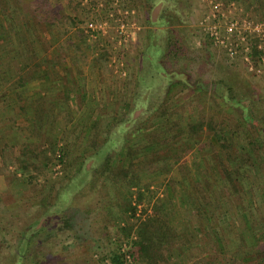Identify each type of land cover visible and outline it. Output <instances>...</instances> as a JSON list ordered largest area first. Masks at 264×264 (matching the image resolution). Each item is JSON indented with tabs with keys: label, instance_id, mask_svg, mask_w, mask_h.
<instances>
[{
	"label": "rangeland",
	"instance_id": "1",
	"mask_svg": "<svg viewBox=\"0 0 264 264\" xmlns=\"http://www.w3.org/2000/svg\"><path fill=\"white\" fill-rule=\"evenodd\" d=\"M18 1L32 2L0 0V13L10 15L13 12L24 19ZM182 2L186 19L179 28L185 41L182 51L187 68L183 70L182 66L176 68L173 64H164L165 74H160L159 66L154 64L158 76L141 82L138 73H147L145 65L149 66L143 61L148 37L151 30L156 31L153 24L163 9L170 6L167 0H50V23L39 25L27 22L29 29L36 26L34 28L39 32L38 42L37 36L33 39L27 36L28 40L41 43L40 46L34 44L36 51L30 54L32 62L37 61L40 52L43 57L52 55L59 62L58 67L49 69L51 71L59 69L61 73L66 71V66L72 68V72L81 68L83 76L85 74L90 80L93 76L89 82L84 76V82L80 81L82 89L85 90V83L90 88L96 87L99 96L96 97L97 104H74L63 96L57 110H52L47 102L45 106L36 102L35 108L45 113L43 136L35 139L36 129L31 122L33 104L27 102L24 107L25 102H20L19 98L29 97L40 87H29L27 93H23L24 89L13 93L7 88L2 90L5 92L3 95L0 92V264H12L7 247L16 249L20 241L18 233L30 225L26 230L29 232L27 236L33 234L28 240L24 264H109L107 256L114 243L122 242L123 247L129 249V239L125 238L122 228L126 224H137V221L128 219V213L120 212L127 207L130 196L131 204H134L137 192H142L141 204L136 207L138 219L153 216V208L162 203L170 211L166 221H169V229L176 234L175 244L178 245L172 247L175 248L174 257L169 264H227L224 256L228 250L231 252L229 241L232 238L241 234L254 238L257 232H264V170L261 177L251 175L250 179L243 180V190L234 194L230 189H224L219 159L225 166L227 164L215 140L205 131L197 140L195 138L197 144L195 141L188 144L178 134L180 129L174 127L178 115L191 121L198 120L202 113L208 121V117L214 118L217 114L223 119L227 117L228 124L232 125L242 122L241 106L257 114L264 113V57L253 65L240 51L242 43L238 44L239 51L232 58L227 52L211 46L205 48L204 53L198 50L205 46L206 40L210 43L200 22L216 10L220 25L223 23L222 15L236 20L242 31L244 22L259 25L257 31L252 28L250 32H245L244 45L249 50L251 39L258 37V47L264 48V13L246 9L247 4L243 3L214 0ZM215 3L220 4L216 10ZM74 17L77 20L72 26L67 19L69 21ZM119 21L126 24L123 35L119 34ZM89 23L105 24V32L91 34L86 30ZM78 30L83 32V40L76 35ZM95 69L101 71L99 76L94 77ZM72 72L67 79H63L69 89H74ZM169 75H176L177 78L169 80ZM181 77L186 82L184 86L178 83ZM223 97L232 99L231 104H226L221 99ZM166 104L172 117H157L158 108ZM20 106H23L22 113L18 111ZM249 120L247 127L253 125L260 129L257 118ZM169 122L174 127L173 131L163 139H157L159 127L165 126L163 129L166 131ZM142 125L146 129L137 138V131ZM108 132L113 138L109 137L107 141ZM89 136L93 140H88ZM169 136L173 139L168 147L155 148L156 154H144L145 164L150 165L144 166L148 174L137 177L140 190L130 189L128 194L120 184L112 186L105 181L99 171L97 176L93 174L88 191L68 195L67 199L75 197V201L64 204L62 217L69 222L73 232L80 235V239L60 233L55 220L42 217L72 179L75 178L67 192L84 182L87 170L92 172L99 165L106 170L103 158L113 148L117 151L127 149L124 165L128 167L130 154H136L155 139L161 144ZM50 139L58 148L68 146L66 151L71 154L65 162L70 166L65 164L63 168L52 157L47 168L41 164L23 171L19 161L29 156L31 151L23 152L22 143L27 141L30 150L38 153L49 147ZM122 139H134V142L129 143L127 148L128 143L122 142ZM236 143L240 144L239 141ZM5 145L10 149H4ZM175 152L176 155H173ZM217 155H220L219 159ZM157 156L159 158L156 159ZM132 162L139 166L141 159ZM78 169L81 170L77 175ZM197 185H200L198 189ZM119 205L122 207L119 208ZM201 205L203 209H199ZM182 245V251L177 252L176 249ZM180 252L184 254V259L177 255Z\"/></svg>",
	"mask_w": 264,
	"mask_h": 264
},
{
	"label": "trees",
	"instance_id": "2",
	"mask_svg": "<svg viewBox=\"0 0 264 264\" xmlns=\"http://www.w3.org/2000/svg\"><path fill=\"white\" fill-rule=\"evenodd\" d=\"M31 1L32 2L30 3H27L25 1H18L20 10L24 14V19H20L18 15L13 12L10 15L8 13H3V15L0 17V42L3 41L7 43V45L2 48V50L5 49L6 52L0 53V92L2 93V95V88H7L8 90L13 91H16L17 89H24L30 82L45 78L44 75H40L41 72L43 73V66H46V69L49 70L50 68H54L57 64H59V62L55 61L54 57L47 61L43 60L42 58L40 61H36L32 65H29L26 60L18 61L17 59H22V56L24 55L23 52L29 51L30 54H34L36 51L34 44H37V46H40L41 44L37 43L39 37L34 29V27L36 26L32 27L33 30L31 27V29H29L27 27V22H36V24L38 23L39 25L43 23H50L48 22L49 17L51 16L49 13L50 0ZM167 1L170 3V6L163 9L159 18L153 24L154 27H156L155 30H158V32L151 30L149 34L146 53L145 56H143V61L147 62L149 66L147 68L145 65L147 73H138V79H140V82L147 79H154L156 76H158L159 73L165 74V67L163 66L164 64H169V66L173 64L176 68L182 66L183 68H181L183 70H185L188 66H185L186 63L184 62L185 57H183L184 53L182 51V47L185 41L182 35V29L179 28L183 25L184 19H186V9L183 7L182 0ZM214 1L225 3L233 2L237 4L243 3L247 4L246 9L250 8L255 12L259 11L264 13V0ZM76 20V17L69 18V21L67 19V22L73 26ZM25 26L27 27V29L23 30ZM159 28H161L162 30L160 31ZM76 35H79L83 40L84 34L82 31H76ZM11 36L16 38L17 46L21 45L20 52L16 49L17 54L15 52H12L14 48L10 47V45L8 44V42L11 40ZM27 36H31L32 39L37 36V42L32 40L31 43V41L28 40ZM244 36L246 37V34ZM251 40L252 41H250L249 50L246 53V56L253 65H256L264 57V48L258 47L260 42L258 37H254ZM205 42V46L198 49L199 51L204 53L205 48L211 46L213 48L226 52V50L221 47H216L211 43H207V40ZM22 44L26 45L24 51ZM2 50H0V52ZM15 60L16 62L13 63V61ZM154 64H157L159 66V71L161 72L158 73V71H155ZM151 70H153L154 73H151ZM146 75L147 77H145ZM172 77L177 78L176 75L167 76L169 80H172ZM182 78L183 77L180 78L178 83L179 85L182 84V86H184L186 85V82L184 81V78ZM63 96L66 99H71L70 94L64 93ZM221 99L226 102V104H231L232 99L230 100L227 97H223ZM19 101L25 102L24 99H21V97L19 98ZM240 108L243 113L242 122L239 124L234 123L235 125L228 124L227 117L223 119V117L217 116V114L216 116H214V118L208 117L209 120L206 121V116L202 113L199 115L198 120L192 119L191 121H189L188 118L186 119L183 115H178L179 117H177V119L175 120L176 125L174 124V127L176 126L180 129V132L178 133L180 137L184 138V140L188 144H192L193 142L191 141H195V138L197 140V137L205 131L215 140L216 144L220 148V155H224V159L227 164V166L222 164L221 160L219 159L220 155H217L220 161L218 165L219 167H221L222 173L224 175V189H230L229 191L233 192L234 194H238L239 192H241V190H243L241 187L243 180L250 179V177H252L251 175L261 177L263 175L261 171L264 170V113L258 112L257 114V112L252 111L251 109L248 110V108L245 106H241ZM18 111L19 113L24 112L23 106H20L18 108ZM169 112L171 111H168V105L166 104L158 108L156 114L159 118L165 116L172 117V114H170ZM44 113V111H38L37 108L33 109L34 115L31 119V122L33 124V127L36 129L34 137L35 139H40L43 136L42 121ZM251 118H257V120L261 124L260 129L255 128L253 125L249 127L246 126L247 124H249V121H251L249 120ZM170 124V122L167 123V125H169V128L166 131L163 129L165 128V126L159 127L156 132V135L158 136L157 139H163V137L170 135L169 133H171L174 128ZM145 129L146 128L144 125L140 127V130L137 131V138H140L142 136L141 134H143ZM108 133L107 141L109 137L113 138L112 135ZM95 136L96 135H94V137ZM89 138L90 140L92 139L91 136L88 137V140ZM134 139H129L130 142L129 140L122 139V142L128 143L127 148H129V143H131L132 141L134 142ZM157 139H155L152 144L150 143V145L144 146L143 149L139 150L136 154H130L128 167H125L124 165V159L126 157L127 149L121 148L117 151L116 148H113V150L103 158V160L105 159L104 164L106 170H104L102 165H99V167L92 172L85 168L87 170V174L84 177V182H82V184L78 188L74 190H68L67 192L69 185L74 181L75 178L72 179V182L67 185L66 188L62 189L61 193L56 196V203H54L50 209L45 210L42 217L44 219L52 218L53 220H55V224L60 230V233L64 232L66 236H73L77 239H80V235H78V233H74L72 228H70L71 226L69 222L65 220L64 217H62V212L65 211L64 204H66L68 201H70L69 204H73L75 201V197H73L72 199H67L68 195L71 192H73L72 195L75 196V194L79 192L82 193L81 191H88L91 187L92 176H97V173L99 171L100 177H104L103 179L105 181H107L112 186L120 184L119 186L121 188H124L126 192H128V194L130 193V189L135 188L140 190L141 188L137 177L138 175L142 176L143 174H148V170L144 168V166L150 165L145 164L147 160L145 159L144 154H156V151H154L155 148H161L163 146L168 147L171 143L170 141H172L173 139V136H169V139H164L161 144L157 141ZM53 140L51 141L50 139L48 148L42 149L38 153L33 149L30 150V145H28L27 141L23 142L21 145V147L23 148V152H31L29 156L27 155L19 161L21 169L23 171H27L29 168L34 169L41 164H44V167L47 168L49 164H51L50 162L52 160V157H54V160L59 166L61 165V167L64 168L67 165V167H69L70 164H66L65 162V159H69V155L71 154L70 151H66L68 150L66 149L68 148V146L62 145L58 148ZM236 141H239L240 144L236 145ZM195 142L196 144L198 143V141ZM38 146L40 147V144ZM8 148L10 149V147L5 145L4 149ZM173 155H176V152L173 153ZM152 157L155 158V155H152ZM157 158L159 157L157 156L156 159ZM138 159H141V162L139 166H136L132 161ZM80 170L81 169H78V171L76 170L75 174L78 175ZM199 187L200 185H197L196 189H198ZM131 200L132 197L130 196L127 200V207L123 208V210L120 212L121 214L128 213V219L137 221V224H126V226L122 228V232L125 238L129 239V249L126 250V247H123L122 242L114 243L112 249L108 253L107 262H109V264H169L172 257H174L173 251L175 250V248L172 247L178 245L175 244L177 236L172 230L169 229V221H166V219L168 220V214H170V211H167V208L164 207L162 203L161 205H156V207L153 208V216H148L144 219H138V217H136V207L141 204L142 192H137L134 204H131ZM205 203L207 205H210V203L208 204V202L206 201ZM118 207L121 208L122 206L120 207L119 205ZM200 208L203 209L202 205L199 207V209ZM160 216H162V218H165V220L160 219ZM28 227H24L22 231L18 233L20 241L19 246H17L16 249L12 246L9 248L7 247L8 253L10 254L9 257L13 259L12 264H24L23 259L28 245V240L30 235L33 234L32 233L27 236L29 233L26 232ZM132 231L135 232L131 237ZM229 242H231L230 248L231 252L233 253L228 250L227 255L224 256V260L227 262V264H239V262L242 264H264V232H257L256 234H254V238L246 236V234H241V236H238V238H232V240ZM8 244L9 243H6V245ZM182 248L183 245L180 249H176V251H182ZM177 255H180L184 259V254H182L181 252Z\"/></svg>",
	"mask_w": 264,
	"mask_h": 264
},
{
	"label": "crops",
	"instance_id": "3",
	"mask_svg": "<svg viewBox=\"0 0 264 264\" xmlns=\"http://www.w3.org/2000/svg\"><path fill=\"white\" fill-rule=\"evenodd\" d=\"M0 15L2 16L3 13H0ZM38 33L39 32H36L37 35H38ZM38 37H39V35H38ZM39 43H40V41H39ZM8 44L10 45V47L14 48V50L12 52H15L17 54V50H19V52L21 51V45L17 46L16 38L11 36V40L8 42ZM5 45H7V43L1 41L0 42V50H2V48L5 47ZM19 47H20V49H19ZM22 47H23V51H24L26 45H23ZM5 52L6 51L4 49L0 53H5ZM23 53H24V55L22 56V59L21 58H17L18 61H20V60H24L25 61L26 60L27 63L31 62L33 64L30 52L28 51V52H23ZM26 56H28L29 58H27ZM42 58H43V60L47 61V60L52 59L53 57H52V55L43 57L41 55V53L39 52V54L37 56V61H40ZM14 62H16V60L13 61V63ZM26 62H24V63H26ZM34 62H36V61H34ZM56 67H58V66H55L54 68H56ZM54 68H52V69H54ZM66 68H67L66 71L62 70L61 73H60L59 69H57L55 71H51V70H47L46 67L43 66L42 67L43 73L41 72L40 75L41 76L44 75L45 78L41 79V80H38V81H32L29 84H27V86L24 88V92L23 93H27L29 87H35L37 85L40 87V88L38 87L39 89H37L36 93L35 92H34V94H32V93L29 94L28 93L29 97H27V98L24 97L23 98L24 101H25V104L23 103L24 107L26 106L27 102L29 104H33V109L35 108V103L36 102L41 103V106L42 105L45 106V103L47 102V104L50 107H52L51 108L52 110L53 109L57 110L59 108L58 107L59 104L60 105L62 104V98H63V94L64 93H67V94L71 95V99L69 101L70 102L73 101L74 104H75V102H84V104L86 102L87 103L88 102H90V103L93 102V103L97 104L98 98H96V97L99 96V89H96V87L90 88L88 86V84H86V83H85V86H84L85 90L82 89V85L80 84V81L84 82V76L86 77V75L85 74H84V76L82 75L83 71H81V68L77 69V70L75 69L73 72L71 71V70H73L72 68L69 69L67 66H66ZM67 70L69 71V73H68ZM71 72L73 74V76H71L72 77L71 78L72 86L74 87V89L72 88L73 90L71 88L70 89L67 88L68 86L63 83V79L64 80L67 79ZM100 74H101V71H99L98 69H95L94 77L95 76H99ZM91 77L93 79L92 75H91ZM86 79H87L86 82L92 81V79L90 80L88 77H86ZM64 85H66V88H64L65 87ZM2 90H3V88H2ZM18 90H20V89H18ZM16 91H13V93L16 92ZM33 109H32V111H33Z\"/></svg>",
	"mask_w": 264,
	"mask_h": 264
},
{
	"label": "built area",
	"instance_id": "4",
	"mask_svg": "<svg viewBox=\"0 0 264 264\" xmlns=\"http://www.w3.org/2000/svg\"><path fill=\"white\" fill-rule=\"evenodd\" d=\"M220 6L219 3L214 4V9H218ZM218 11H211L210 14L203 17V19L200 22V26L202 28V31L207 36L209 42L216 47H221L226 50L228 56L232 58L237 54L238 50V44L242 43V49L241 52L247 53L248 47L244 45L245 32H250L253 28V30L257 31L259 25H254L253 23H245L242 25V29H239V26L237 24V21L234 19H226L224 16H221V20L223 21L222 25L219 24L218 20ZM253 25V27H252ZM126 24L122 21H119V34L123 35V31L125 29ZM222 28V32H221ZM105 24H97V23H89L87 26V31L91 34H97L101 32H105Z\"/></svg>",
	"mask_w": 264,
	"mask_h": 264
}]
</instances>
